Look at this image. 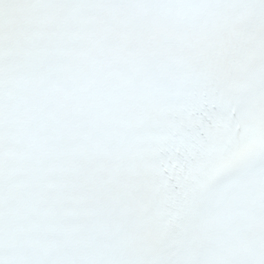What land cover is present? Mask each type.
I'll use <instances>...</instances> for the list:
<instances>
[{
    "label": "snow or ice",
    "instance_id": "snow-or-ice-1",
    "mask_svg": "<svg viewBox=\"0 0 264 264\" xmlns=\"http://www.w3.org/2000/svg\"><path fill=\"white\" fill-rule=\"evenodd\" d=\"M0 264H264V0H0Z\"/></svg>",
    "mask_w": 264,
    "mask_h": 264
}]
</instances>
